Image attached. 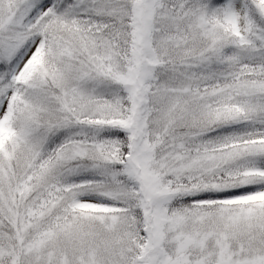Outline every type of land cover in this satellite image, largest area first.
I'll return each instance as SVG.
<instances>
[{
	"label": "snow or ice",
	"instance_id": "obj_1",
	"mask_svg": "<svg viewBox=\"0 0 264 264\" xmlns=\"http://www.w3.org/2000/svg\"><path fill=\"white\" fill-rule=\"evenodd\" d=\"M0 264H264V0H0Z\"/></svg>",
	"mask_w": 264,
	"mask_h": 264
}]
</instances>
